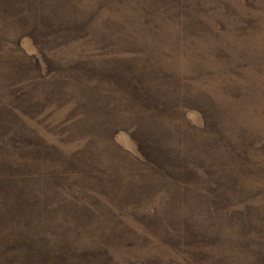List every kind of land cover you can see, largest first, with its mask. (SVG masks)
<instances>
[{"label": "rangeland", "instance_id": "rangeland-1", "mask_svg": "<svg viewBox=\"0 0 264 264\" xmlns=\"http://www.w3.org/2000/svg\"><path fill=\"white\" fill-rule=\"evenodd\" d=\"M0 264H264V0H0Z\"/></svg>", "mask_w": 264, "mask_h": 264}]
</instances>
